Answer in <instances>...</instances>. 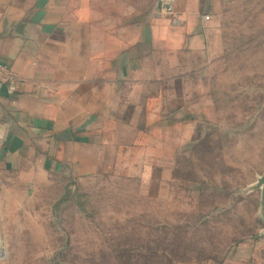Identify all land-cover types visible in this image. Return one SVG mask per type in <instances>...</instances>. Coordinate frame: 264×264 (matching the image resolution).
Here are the masks:
<instances>
[{
  "label": "rangeland",
  "instance_id": "rangeland-1",
  "mask_svg": "<svg viewBox=\"0 0 264 264\" xmlns=\"http://www.w3.org/2000/svg\"><path fill=\"white\" fill-rule=\"evenodd\" d=\"M250 7L225 3L209 28L196 128L170 131L154 162L28 185L0 208V264H264V33Z\"/></svg>",
  "mask_w": 264,
  "mask_h": 264
},
{
  "label": "crops",
  "instance_id": "crops-1",
  "mask_svg": "<svg viewBox=\"0 0 264 264\" xmlns=\"http://www.w3.org/2000/svg\"><path fill=\"white\" fill-rule=\"evenodd\" d=\"M234 1L0 0V208L50 178L154 162L170 131L195 129L197 61ZM259 2L244 12L263 34Z\"/></svg>",
  "mask_w": 264,
  "mask_h": 264
},
{
  "label": "built area",
  "instance_id": "built-area-1",
  "mask_svg": "<svg viewBox=\"0 0 264 264\" xmlns=\"http://www.w3.org/2000/svg\"><path fill=\"white\" fill-rule=\"evenodd\" d=\"M7 82V76L5 74H0V93L2 88L5 86Z\"/></svg>",
  "mask_w": 264,
  "mask_h": 264
},
{
  "label": "water",
  "instance_id": "water-1",
  "mask_svg": "<svg viewBox=\"0 0 264 264\" xmlns=\"http://www.w3.org/2000/svg\"><path fill=\"white\" fill-rule=\"evenodd\" d=\"M161 5H162V3L159 4V6H161Z\"/></svg>",
  "mask_w": 264,
  "mask_h": 264
}]
</instances>
